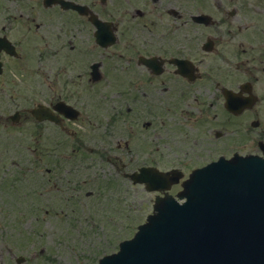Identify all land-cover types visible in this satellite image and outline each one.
<instances>
[{
  "label": "flooded vegetation",
  "instance_id": "1",
  "mask_svg": "<svg viewBox=\"0 0 264 264\" xmlns=\"http://www.w3.org/2000/svg\"><path fill=\"white\" fill-rule=\"evenodd\" d=\"M0 37V164L31 165L48 206L122 212L126 181L153 205L189 164L264 159V0H0Z\"/></svg>",
  "mask_w": 264,
  "mask_h": 264
},
{
  "label": "water",
  "instance_id": "2",
  "mask_svg": "<svg viewBox=\"0 0 264 264\" xmlns=\"http://www.w3.org/2000/svg\"><path fill=\"white\" fill-rule=\"evenodd\" d=\"M183 187V204L159 198L136 237L100 264H264L263 160L211 164Z\"/></svg>",
  "mask_w": 264,
  "mask_h": 264
},
{
  "label": "rangeland",
  "instance_id": "3",
  "mask_svg": "<svg viewBox=\"0 0 264 264\" xmlns=\"http://www.w3.org/2000/svg\"><path fill=\"white\" fill-rule=\"evenodd\" d=\"M167 148L180 149V146ZM175 158L167 154L158 161L164 164ZM200 162L189 164L186 172L201 166ZM28 165L0 164V264H17L18 256L25 257L23 264H98L103 256L117 252L122 241L132 238L152 213L150 196L142 190L133 191L135 187L128 185V181L129 194L121 206L122 212H118L112 195L110 205L100 204L102 197L97 202L83 196V201L73 210L63 209L65 205L60 207L57 203L55 207L48 206L51 199L42 194L38 175L22 170ZM86 176V172L79 173L77 181ZM95 178L93 173L88 175V179ZM100 178L117 181L119 187L122 184L110 174ZM95 188L92 186L90 190ZM89 205L96 206L88 209Z\"/></svg>",
  "mask_w": 264,
  "mask_h": 264
}]
</instances>
